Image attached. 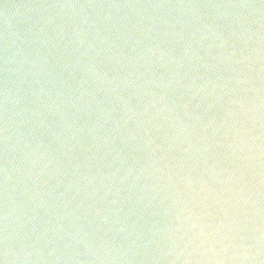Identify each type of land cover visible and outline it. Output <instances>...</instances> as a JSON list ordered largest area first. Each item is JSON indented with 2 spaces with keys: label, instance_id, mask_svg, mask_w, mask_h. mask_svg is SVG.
<instances>
[{
  "label": "water",
  "instance_id": "obj_1",
  "mask_svg": "<svg viewBox=\"0 0 264 264\" xmlns=\"http://www.w3.org/2000/svg\"><path fill=\"white\" fill-rule=\"evenodd\" d=\"M0 264H264V0H0Z\"/></svg>",
  "mask_w": 264,
  "mask_h": 264
}]
</instances>
